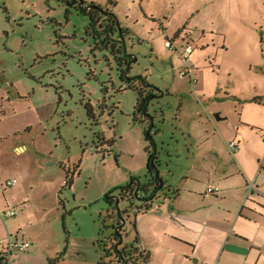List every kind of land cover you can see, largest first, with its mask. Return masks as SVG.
I'll return each mask as SVG.
<instances>
[{
  "label": "rangeland",
  "instance_id": "obj_1",
  "mask_svg": "<svg viewBox=\"0 0 264 264\" xmlns=\"http://www.w3.org/2000/svg\"><path fill=\"white\" fill-rule=\"evenodd\" d=\"M74 1L0 0V209L18 212L5 220L10 231L46 233L55 264H112L119 229L139 247L125 212L142 203L117 205L113 193L132 179L149 183L151 154L165 196L204 161L234 160L233 140L264 162V0H84L127 30L128 77L157 91L141 114L140 83L121 79ZM188 43L195 85L180 78Z\"/></svg>",
  "mask_w": 264,
  "mask_h": 264
},
{
  "label": "crops",
  "instance_id": "obj_2",
  "mask_svg": "<svg viewBox=\"0 0 264 264\" xmlns=\"http://www.w3.org/2000/svg\"><path fill=\"white\" fill-rule=\"evenodd\" d=\"M261 31L264 42V26ZM233 141L239 145L236 154L229 150L234 160L216 165L204 161L193 179L186 178L184 189L138 216L139 246L150 256L147 264H264V185L256 181L264 176V162L261 153L249 155L240 140ZM211 184L221 192L206 197ZM3 223L0 241L24 229L32 242L11 264H50L57 259L58 249L41 240L46 233L28 232L26 227L10 231Z\"/></svg>",
  "mask_w": 264,
  "mask_h": 264
},
{
  "label": "flooded vegetation",
  "instance_id": "obj_3",
  "mask_svg": "<svg viewBox=\"0 0 264 264\" xmlns=\"http://www.w3.org/2000/svg\"><path fill=\"white\" fill-rule=\"evenodd\" d=\"M69 5L78 7L81 13L83 14L89 13L93 11L94 9L98 8V6H96L93 3L86 4L84 0H75L73 3H69ZM120 41L125 44L123 39H120ZM130 56H131L130 58L133 59L132 55ZM128 67L130 68V65H128ZM126 79L129 80L127 75H126ZM133 80L134 79H132V81ZM140 87L142 91L144 92V95L148 96V101L151 98H155L157 91L153 90L151 88V85L148 86V83L144 82V83H141ZM148 101L146 102L144 109L137 110L138 114H141L142 112L143 113L147 112V109L149 106ZM148 117L150 118V116ZM148 117L146 119L147 122L149 120ZM152 160H154V163H153L154 167H157L156 155H154V159ZM148 169L152 175V178L148 184L140 185L139 183H137L138 181L136 179H132L130 184L116 188L115 192L113 193V196L118 197L119 201L125 200V199L129 201H133L134 198L136 197L141 199L142 203L140 206H137L132 212H129V211L125 212L127 213L128 217L132 220L136 231H137L138 216L142 212L149 210V208H151L155 204L167 199V196H165L163 192V186L161 187L158 181L159 177L157 176L154 168H152L151 161L148 164ZM175 193L176 192H174L173 194ZM108 197H110L112 204H113L114 200L112 197V192L111 194L108 195ZM123 236H124V232L122 231V229H119L112 243V249H111V254L113 256L112 264H142L141 263L142 249H140V247L136 248L134 245L124 244Z\"/></svg>",
  "mask_w": 264,
  "mask_h": 264
},
{
  "label": "trees",
  "instance_id": "obj_4",
  "mask_svg": "<svg viewBox=\"0 0 264 264\" xmlns=\"http://www.w3.org/2000/svg\"><path fill=\"white\" fill-rule=\"evenodd\" d=\"M85 15L88 16L90 20L88 33L90 35L92 34L95 38L98 39L97 48H105L111 51V53L115 57L120 67L121 79L126 80V71L124 68L125 66L128 67V65H130V63H132L133 61L130 58L131 56L128 55L126 52L125 44L121 42L120 39L124 37V35L127 33V30L120 28L116 15L112 14L111 11L108 9H102L101 7H98L93 11L86 13ZM126 81L130 87H132L133 83L139 82L140 85L141 83H144V80L141 77H137L135 80H133L135 82H133L132 79ZM137 90H138V101L136 106L137 110L144 109L146 102L148 101V96L144 95V92L142 91L141 87L137 88ZM147 140L151 141L150 148H154L155 142L151 137V132L148 135ZM109 144L111 145V143ZM152 159H154L153 154L150 155L149 162ZM67 184H69V180ZM107 200L109 201L110 204H112L110 197L107 196ZM136 242L139 244L138 238L136 239ZM141 252H142L141 263L147 264L149 262L150 256L148 253H146L143 250ZM60 257H58L57 260ZM50 264H55V262L50 261ZM100 264H106V263L102 261L100 262Z\"/></svg>",
  "mask_w": 264,
  "mask_h": 264
},
{
  "label": "built area",
  "instance_id": "obj_5",
  "mask_svg": "<svg viewBox=\"0 0 264 264\" xmlns=\"http://www.w3.org/2000/svg\"><path fill=\"white\" fill-rule=\"evenodd\" d=\"M165 46L170 51H177L174 45V40L169 38L166 39ZM194 51V46L192 44H186L184 46V51L179 54L180 60L183 64V70L180 72V78L189 77L190 83L195 85L197 82L194 79L193 70L189 66L190 56ZM239 145L237 142L233 141L229 143V150L231 154H236L238 152ZM17 180H8L2 186V190L12 188L16 186ZM253 188V185L250 186ZM221 188L217 185L211 184L206 188L205 196L212 197L220 194ZM18 212L15 209H7L4 211L0 210V221L5 222L9 218L17 217ZM32 245V242L26 237L24 229L19 230L15 235L9 234L7 238L0 241V264H11V262L20 254L27 252ZM246 264V263H245Z\"/></svg>",
  "mask_w": 264,
  "mask_h": 264
},
{
  "label": "water",
  "instance_id": "obj_6",
  "mask_svg": "<svg viewBox=\"0 0 264 264\" xmlns=\"http://www.w3.org/2000/svg\"><path fill=\"white\" fill-rule=\"evenodd\" d=\"M129 71H130V68L128 67L127 69H126V75H127V77H128V73H129ZM129 78V77H128ZM130 79V78H129ZM216 118H217V120H220V117L218 116V115H216ZM150 134V132H148V135ZM151 163H152V168H154V170H155V172H156V174H157V176L159 177V179H158V181H159V183H160V185H161V187L163 186V181H162V179H160V176H159V171H158V169L156 168V167H154V160H151ZM137 183H139V182H137ZM140 184V183H139ZM139 201H141V199L140 198H138V197H136ZM115 200H116V203H117V205L120 203V201H119V199H118V197H115ZM142 202V201H141ZM118 215L119 216H121V211H120V209H118Z\"/></svg>",
  "mask_w": 264,
  "mask_h": 264
}]
</instances>
